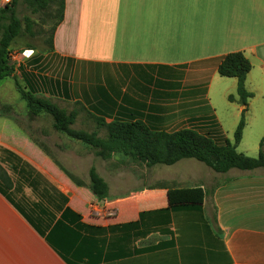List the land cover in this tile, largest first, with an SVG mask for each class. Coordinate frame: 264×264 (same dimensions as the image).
Segmentation results:
<instances>
[{
	"label": "crops",
	"instance_id": "0c3cea01",
	"mask_svg": "<svg viewBox=\"0 0 264 264\" xmlns=\"http://www.w3.org/2000/svg\"><path fill=\"white\" fill-rule=\"evenodd\" d=\"M232 51L251 62L246 105L236 79L217 72ZM44 63L56 74L41 75V93H71L106 122L139 119L233 142L244 113L238 152H264V0H65ZM3 149L26 164L13 172ZM117 157L97 159L63 133H29L0 115V164L14 183L12 201L0 192V264H69L15 206L28 211L25 202L40 198L35 178L89 227L67 255L72 264H264V168L216 172L194 158L129 165ZM95 160L105 162L96 169L108 187L102 199L88 187Z\"/></svg>",
	"mask_w": 264,
	"mask_h": 264
},
{
	"label": "trees",
	"instance_id": "16d2710c",
	"mask_svg": "<svg viewBox=\"0 0 264 264\" xmlns=\"http://www.w3.org/2000/svg\"><path fill=\"white\" fill-rule=\"evenodd\" d=\"M17 0H12L5 7L0 8V79L7 76L10 67L6 65L7 47L21 34L20 20L16 17L13 6ZM33 6V12L37 7L46 4L53 6L55 20L50 27V35L47 40L49 49H53V35L56 26L62 20L65 0H26ZM34 3H36L34 5ZM2 19L8 22L1 24ZM28 29V27H27ZM251 69V62L242 51H232L223 54L217 64V72L221 76L234 77L237 81L236 93L240 103L246 105L247 99L253 94L245 87V78ZM24 85L17 87L22 98L25 100L29 111L37 114L45 111L53 119L54 130L65 134L68 138L79 141L93 149L96 156L110 157L114 152L128 154L146 165L173 164L182 158H194L203 162L216 172H225L230 168L241 170H252L264 168V152L260 150L258 156L251 157L236 150L241 139L242 129L245 125L244 113L234 131L233 142L227 138L216 139L204 135L193 128H180L174 131H167L151 127L142 120L122 121L113 119L106 122L103 117L94 115L98 127L106 129L105 138H100L95 131L73 129L70 125L74 122L77 110L73 109L67 113L63 108L53 103L48 98L37 96L40 92V79L32 73H23ZM229 100H234L232 94L228 95ZM9 155L8 166L13 172H17L20 164H26L13 152L3 149ZM66 175L76 184L81 185L83 181L70 174L62 168ZM88 187L94 196L102 199L107 196L108 187L105 180L98 174L94 167L89 169ZM30 178V175L29 177ZM39 178V176H38ZM32 190L40 197L37 201L25 202L28 211L24 207L15 206L26 216L35 229L45 237L48 243L69 263L67 258L70 250L78 249L82 237L81 232L89 229L88 225L80 221V216L70 208L65 207L66 198L53 186L48 183L42 185L39 179H31L29 182ZM14 183L7 170L0 164V192L10 198L9 191ZM40 187L41 189H39ZM209 191H207V195ZM12 201V200H11ZM44 217H39V213ZM55 212H60L56 218ZM68 222V223H67Z\"/></svg>",
	"mask_w": 264,
	"mask_h": 264
},
{
	"label": "rangeland",
	"instance_id": "374dc122",
	"mask_svg": "<svg viewBox=\"0 0 264 264\" xmlns=\"http://www.w3.org/2000/svg\"><path fill=\"white\" fill-rule=\"evenodd\" d=\"M13 8L16 17L20 20L22 32L7 47L6 65L10 67V71L7 76L0 79V115L10 117L22 130L29 133L36 134V132L40 131V128L49 132L54 131L52 117L45 111L32 114L17 88L24 85L23 73H32L41 81L43 80L41 75L47 77L45 74L52 76L56 74V71H47V65L44 63L47 53L50 51L47 42L50 35V27L55 20L53 6L46 4L43 7H37L36 11L33 12V6H30L26 0H17ZM4 22H8L7 19L1 20V24ZM1 33L2 27L0 26V35ZM39 67L40 69H37ZM37 96L48 98L67 113L76 109L77 114L74 122L70 125L71 128L88 132L95 131L98 136L99 134L106 135V129L97 126L94 112L90 108L81 105L78 101H74L71 93L69 98L63 97L61 94L51 95L49 93H39ZM12 126V124H9V127ZM229 141L232 142L231 140ZM236 150L238 151L237 147ZM115 154H118L117 160L124 161L126 159V163L129 165L144 163L122 152H114L110 157L106 158L97 156V159H109ZM94 162L95 164L91 167L103 173L105 162L101 160H95ZM70 174L75 175L73 172H70ZM77 175L76 173L75 177L79 178ZM87 177L89 179V174ZM82 178L84 177L82 176Z\"/></svg>",
	"mask_w": 264,
	"mask_h": 264
},
{
	"label": "built area",
	"instance_id": "2783aa9c",
	"mask_svg": "<svg viewBox=\"0 0 264 264\" xmlns=\"http://www.w3.org/2000/svg\"><path fill=\"white\" fill-rule=\"evenodd\" d=\"M12 0H0V8L5 7L11 3Z\"/></svg>",
	"mask_w": 264,
	"mask_h": 264
}]
</instances>
